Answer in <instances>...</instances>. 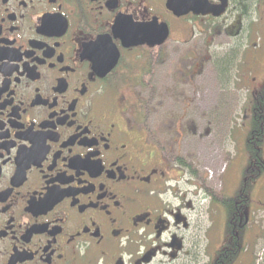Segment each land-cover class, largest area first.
<instances>
[{
    "label": "flooded vegetation",
    "instance_id": "flooded-vegetation-1",
    "mask_svg": "<svg viewBox=\"0 0 264 264\" xmlns=\"http://www.w3.org/2000/svg\"><path fill=\"white\" fill-rule=\"evenodd\" d=\"M242 20L264 65V0H0V264H264V159L200 251L192 165L147 139L136 92L164 45Z\"/></svg>",
    "mask_w": 264,
    "mask_h": 264
},
{
    "label": "rangeland",
    "instance_id": "rangeland-1",
    "mask_svg": "<svg viewBox=\"0 0 264 264\" xmlns=\"http://www.w3.org/2000/svg\"><path fill=\"white\" fill-rule=\"evenodd\" d=\"M246 27L245 20L228 21L223 29L196 36L188 44L167 43L154 83L136 91L146 103L142 124L147 139L164 155L178 153L192 165V181L181 187L192 203V219L201 228L194 233L200 251H213L222 242L228 230L227 205L214 200L238 191L252 158L247 147L251 125H244L250 121L246 101L254 89L263 87L264 65L248 55L256 40L244 36ZM227 55L235 59L223 77L213 63ZM260 149L264 159V136ZM259 185L264 186V178ZM261 203L253 204V210L264 211V200ZM258 216L264 219L263 212ZM260 224L264 226L263 220ZM261 249L264 241L256 258L263 255Z\"/></svg>",
    "mask_w": 264,
    "mask_h": 264
},
{
    "label": "trees",
    "instance_id": "trees-1",
    "mask_svg": "<svg viewBox=\"0 0 264 264\" xmlns=\"http://www.w3.org/2000/svg\"><path fill=\"white\" fill-rule=\"evenodd\" d=\"M234 59L233 55H227L222 59L217 58V61H215L213 65L218 75L225 77L226 73L233 66ZM246 104V109L249 111L247 115L250 121L244 125L248 126L249 123L251 125V133L247 140V147L251 157L253 158L256 156V159L259 161L262 160L259 148L261 145L262 133L264 131V92L254 96L250 95Z\"/></svg>",
    "mask_w": 264,
    "mask_h": 264
},
{
    "label": "water",
    "instance_id": "water-1",
    "mask_svg": "<svg viewBox=\"0 0 264 264\" xmlns=\"http://www.w3.org/2000/svg\"><path fill=\"white\" fill-rule=\"evenodd\" d=\"M205 12H206L205 14H208L210 11L209 12L205 11ZM166 38H167V33L165 32L164 34L161 35L159 44H162L165 41Z\"/></svg>",
    "mask_w": 264,
    "mask_h": 264
}]
</instances>
